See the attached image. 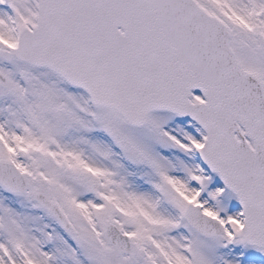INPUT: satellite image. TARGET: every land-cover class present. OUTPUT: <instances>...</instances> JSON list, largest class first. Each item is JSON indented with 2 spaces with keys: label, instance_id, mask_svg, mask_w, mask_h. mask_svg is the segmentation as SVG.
<instances>
[{
  "label": "snow or ice",
  "instance_id": "6c2138e0",
  "mask_svg": "<svg viewBox=\"0 0 264 264\" xmlns=\"http://www.w3.org/2000/svg\"><path fill=\"white\" fill-rule=\"evenodd\" d=\"M0 264H264V0H0Z\"/></svg>",
  "mask_w": 264,
  "mask_h": 264
}]
</instances>
